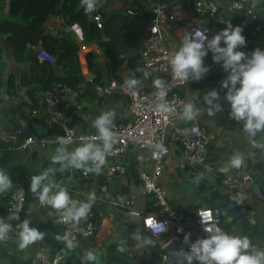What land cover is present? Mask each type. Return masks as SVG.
Listing matches in <instances>:
<instances>
[{
  "label": "crops",
  "instance_id": "crops-1",
  "mask_svg": "<svg viewBox=\"0 0 264 264\" xmlns=\"http://www.w3.org/2000/svg\"><path fill=\"white\" fill-rule=\"evenodd\" d=\"M97 1L98 6L95 8L101 7L108 14L115 10H123L128 7L129 3V0ZM145 1V5L135 10V14L127 12L134 18L133 26L138 39L140 38L141 26L157 13L158 0ZM211 1L217 4L218 15L222 16V19L228 20V17L240 14L237 10L230 7L233 0ZM250 1H253L252 7L255 12L260 13L264 9V0ZM6 3L7 0H0V17L4 14ZM166 10L174 13V19L167 23L163 32L165 43L170 53H172L178 50L181 45L180 27L195 25V21L189 7L180 1L169 4ZM260 24L264 28V18ZM41 27L45 32L55 36L63 32H70L78 44L77 55H82L85 60L82 63L79 62L80 69L84 66L87 67V58L97 62L102 72L101 81L103 83L110 76L124 78L131 75L136 80L142 81L146 86L151 87L154 85L153 81L158 78L155 76L156 79L152 80L151 76L154 74L142 67V65L137 66L135 69H128L124 64V57L119 70L114 74L110 73L107 62L98 45L96 43L81 44L79 26L77 24H72L71 26L65 25L58 12L47 16L42 22ZM241 28H244V26ZM263 28L260 31L249 30L248 33L243 32L242 35L246 38L245 48L249 51V55L257 47L264 49ZM31 47L34 48L35 46L31 45ZM2 53L3 56L0 59V85H6L4 81L11 74L14 90L9 91L6 87L7 102H2L0 91V138L4 141L3 144H0V169L10 178L13 186L7 192L0 193V214H4L7 217L10 225L18 222L21 225L17 235L7 233L6 238L0 240V264H29L30 257L37 246L43 247L49 253L62 249L61 243L52 236V233L60 228L55 221V209L38 205V194H33L30 191L31 178L49 169H53L54 171L48 173L49 178L43 183L46 184L51 181L55 185L58 184L59 188L57 190L66 188L73 196L78 197V204L80 202H88L90 204L89 208L93 209L96 216L97 212H101L97 226L94 223L96 227L95 235L80 238L73 244V247H66L64 252L66 257L72 253L79 256L88 252L93 253L96 259H86V261L80 258L81 262L84 260L86 264H104L106 261H112L116 256L119 259L118 264H157L158 244H156V241L162 238V234L151 235L140 224L139 226L132 224V226L138 233L143 232L146 234L147 243L141 240V237L138 236L139 234L130 235L128 237L129 249L133 255L131 254L130 256L120 251L117 245L113 243L106 245L103 252L101 250L103 242L108 237L119 234L118 222L115 216L123 213L125 201L133 198V203L129 206L140 211H151L155 207L152 198L140 192L137 176L139 170L149 171L151 168V161L147 152L127 146L118 156L105 157V164L101 166L99 175L95 172H88L83 176L80 174V169L68 167L61 171L59 163H52V157L56 155V148L60 147L59 144L46 146L30 144L27 150L19 148L17 141L9 137L16 130L15 123L21 125L20 131L35 136H50L55 130L54 127H48L42 123V118L48 109L40 100L41 90L37 89L31 93L37 99L38 106L30 110L29 104L31 100L26 92L27 87L21 85L19 82L21 74L27 76L30 73L29 67L32 70L29 63L30 58L35 56L38 61L43 59L38 58L33 53L28 59L17 63L11 60L6 48H2ZM205 65L209 67L210 72L208 71L199 81H186L179 89L183 104L180 108L181 118L176 126L188 125L194 122L204 130L206 140L205 158L207 161L213 163L214 169L206 170L199 164H189L186 162L183 149L173 136L175 128L171 126L166 130L165 141L168 151L161 161L159 182L166 189L168 204L171 208L180 211L189 204L193 205L189 209L191 214L186 215L191 220L196 215V209L202 207L199 202H205V206L210 205L209 203L213 200H210L209 195L214 190L226 194L229 199H235L242 212V217L237 220H228L224 217V220L230 221L229 227L225 228L222 216V230L233 236H247L254 248L264 250V188H259V185L251 177L250 181L228 187L220 182L225 177H238L244 173H248L251 167V174L256 171L257 173H264V131L256 132L255 136H252L250 140L248 134L243 129L244 122L230 118V105L224 99L225 89L220 86L226 73L213 60ZM86 72L92 77L89 86L83 82V85L76 87L74 101H77L78 107L69 106V124L76 130L86 131L95 129L93 122L102 113H114V115L109 117L111 121L127 119L126 98L120 91L111 96H100V99L92 100H89L84 95V88L93 89L94 79L92 71L87 68ZM212 89L217 90L220 94V99L214 101V103H219L221 110L210 116L208 115L210 105H207L203 98ZM23 95L26 96V99H23ZM13 102L16 105L13 110H10V105ZM187 103H192L200 109V115L195 120L188 121L183 119V106ZM80 145V143H71L62 145L61 148H65L68 152H71ZM236 154H239L243 161L239 168L230 166V158ZM115 162L122 164L125 167V171L122 174H115L108 179L105 176V169L109 164ZM221 168H227V171L222 172L220 171ZM14 169L18 171L14 172ZM16 182H22L25 186V201L21 211L11 213L6 210V201L9 192ZM124 188H126V192L121 191ZM90 193H94L93 202H89L88 200ZM93 204L94 207H91ZM13 214H17L19 219H12ZM249 216L253 218V222H249ZM24 220H28L29 227L43 232L44 238L21 249L19 247V233L22 230V222ZM125 223L128 227L131 226L129 221ZM192 224L191 221H185L184 226L188 229V232L192 229L190 226ZM107 227H109V232L103 235L104 237L97 242V238Z\"/></svg>",
  "mask_w": 264,
  "mask_h": 264
},
{
  "label": "built area",
  "instance_id": "built-area-1",
  "mask_svg": "<svg viewBox=\"0 0 264 264\" xmlns=\"http://www.w3.org/2000/svg\"><path fill=\"white\" fill-rule=\"evenodd\" d=\"M253 4H245L242 0H233L230 7L237 10L242 17L239 21L241 27L247 25L250 21L264 18V9L260 13L253 10ZM166 6L162 3H157L154 17L146 21L141 26L140 33V54L143 57L141 63L142 67L147 69L152 74L156 75L163 82V91L165 95L160 97L158 89L155 85L148 87L144 82L136 80L133 76L129 75L124 78H117L110 76L106 82L102 84L93 83V91L99 95L109 93L113 89L120 91L126 98V116L125 120H112L108 125L110 130L114 133L116 143L112 145L111 151L106 154L108 157H116L122 153L127 146H132L140 150H145L151 161V168L149 171L139 170L137 173L139 179L140 192L147 194L152 198L155 208L151 211H140L136 208L130 207L133 203V198L125 201L123 206V213H128L136 216L140 220V225L149 233L155 235L151 229L146 227V221L149 218L155 217L158 221H166L167 230L162 234V238L158 240L157 247V264H167V255L163 251V247L171 242H180L184 245L186 252L190 250V244L195 242L198 238H203L207 235L203 231V226L199 223L197 213L201 211H211L213 221L218 227L222 229L221 215L219 209H213L209 206L199 207L196 209L194 219H189L183 212L171 208L166 199V189L159 182V174L161 170V161L168 151L166 144V130L173 126L175 140L181 145L183 155L186 162L189 164H199L206 170H213V163L206 160V140L204 130L196 123L188 125L176 126L181 118L180 108L183 104V99L179 93V89L186 81L174 77L169 57L171 55L169 48L165 43L164 29L170 20L174 19V13L169 10L164 11ZM189 9L192 12L195 25L180 27L181 37L184 31H192L200 29L206 31L207 36L211 38L213 35L210 31L212 26L204 25V17L206 15L213 16L218 11V6L211 0H191ZM130 14H135L133 10H127ZM94 22L97 27H101L99 22L100 17L96 14L93 16ZM261 24L254 26V31L262 30ZM264 31V28H263ZM40 59L53 61V57L40 50L36 53ZM212 60L211 52L204 58V64ZM135 81V83H130ZM77 84L72 87L66 82L58 81L51 87L45 89L41 93L40 100L47 107L48 111L42 118V123L48 127H54V132L50 136L32 135L28 134L21 138L18 147L27 150L30 144H38L39 146L56 145L59 144L57 137H64L66 144L71 143H87L93 142L101 144L102 141L93 138L98 135L97 129L79 131L69 124L68 112L69 106L78 107L76 101L70 100L71 95H75L76 87L81 86ZM166 105L171 111H162L160 106ZM20 133V129L16 128L9 137L16 141V135ZM87 167H94L91 162H87ZM18 171L17 169L13 170ZM125 167L120 163H111L105 169V176L109 179L115 174H122ZM88 171L81 168L80 174L86 175ZM251 175L244 173L238 177H225L220 182L225 186L245 183L250 181ZM59 185L52 189L55 193L58 191ZM72 200L79 202L78 197L73 196L68 191ZM25 201V186L22 182H16L15 186L9 192L6 201V210L11 213H16L22 210ZM92 199L89 202H93ZM37 204L41 205L39 199ZM56 211V210H55ZM0 220L9 224L7 217L0 214ZM191 221L192 229L188 232L185 228V221ZM249 222H253L252 217H248ZM55 221L60 228L52 233L55 240H58L62 246L68 247V241H72V245L80 238L90 237L95 235L94 224L91 221L86 222H73L71 220L65 222L60 214L56 212ZM10 225V224H9ZM21 223L11 225V230L8 233L17 235ZM180 229V231H178ZM109 232L107 227L97 238L99 242L106 233ZM189 234V242L184 243V235ZM64 253L61 249L54 250L49 253L41 246H37L29 260V264H60L63 259Z\"/></svg>",
  "mask_w": 264,
  "mask_h": 264
},
{
  "label": "clouds",
  "instance_id": "clouds-1",
  "mask_svg": "<svg viewBox=\"0 0 264 264\" xmlns=\"http://www.w3.org/2000/svg\"><path fill=\"white\" fill-rule=\"evenodd\" d=\"M81 4L85 6V13L90 15L95 10L96 0H81ZM206 33L200 29L184 31L181 45L169 57L172 73L182 82L201 80L209 71V67L204 64V58L211 52L213 62L219 64L226 73L220 86L225 89L224 99L230 105V118L244 122L243 129L251 140L256 132L264 131V49L257 47L250 55L238 50L246 46V38L242 35L241 26H233L231 22H225V27L211 38ZM153 83L159 90L158 95L163 97L165 95L163 82L157 78ZM203 99L207 105H210L208 115L212 116L221 110L220 104L214 103L220 99L217 90H209ZM160 108L162 111H171L166 105H161ZM111 115L114 113H102L93 122V127L98 131V135L93 139L102 141V145L93 142L82 143L71 152L57 147L52 163H59L61 171L68 167L84 168L99 175L101 166L105 164L106 154L116 143L114 133L108 127L111 124L109 118ZM199 115L200 109L194 104L187 103L183 106V119L192 121ZM57 141L60 144L66 143L64 137L58 136ZM87 162H91L94 167H87ZM242 162L239 154L230 158L231 167L239 168ZM50 171L54 170L49 169L34 175L31 178L30 191L38 194L41 205L51 206L65 222L71 220L78 223L81 218L86 219L90 207L88 202L78 204L72 200L66 188H60L53 193L52 189L56 185L51 181L43 183L48 180ZM220 171H227V168H221ZM12 186L10 178L0 169V193L7 192ZM92 199L94 193L89 194L88 200ZM197 215L207 235L192 242L189 251L181 250L173 252V255L183 256L187 264H193L194 260L198 264H264V250L254 248L247 236L240 237L225 233L213 221L211 211H201ZM11 218L19 219V216L13 214ZM166 225V221H158L155 217L146 221V227L154 234L165 232ZM10 230L11 225L0 220V240H4ZM43 238L44 233L29 227L28 220L22 222V230L19 233L21 249ZM183 242H189V234L184 235ZM68 247H73L71 240L68 241ZM86 258L96 259L91 253H87Z\"/></svg>",
  "mask_w": 264,
  "mask_h": 264
},
{
  "label": "trees",
  "instance_id": "trees-1",
  "mask_svg": "<svg viewBox=\"0 0 264 264\" xmlns=\"http://www.w3.org/2000/svg\"><path fill=\"white\" fill-rule=\"evenodd\" d=\"M175 1H180L189 7L191 0H158L159 3L165 6ZM145 2V0H129L128 7L120 11H112L109 14L102 10L101 7H98L88 15L85 13V6L81 4V0H7L4 14L0 17V34L3 36L2 43L0 42V59L3 56V46L8 50L11 60L19 63L25 60L22 52L26 45H40V50L51 55L53 61L64 73L63 76L56 74L50 66L51 61L45 59L38 61L35 56L29 59L32 70L29 67L30 73L27 76L21 74L19 82L25 87L33 82L39 84V87L26 88L31 100L29 104L30 110L38 106L37 99L31 95L33 91L40 89L42 93L58 81L66 82L72 87L84 82L76 53L78 44L70 32H63L57 36L45 32L41 24L47 16L58 12L65 25L77 24L81 31V44L96 43L107 62L108 70L114 74L120 68L123 61V53L126 49L133 46L138 39L133 26L134 18L127 13V10L135 11L145 5ZM96 14L100 18L108 15L101 27H97L95 22L90 20ZM221 17L218 15V11L213 16L206 15L203 21L204 25L223 29L225 22H231L233 26H240L239 21L242 14H234L233 17H228V20ZM102 30L103 33L101 32ZM86 60L88 70L94 74L93 83L102 84L100 66L97 62L88 58ZM155 76L152 75L151 79H156ZM4 82L9 91L14 90L11 74L8 75ZM84 95L89 100L100 99L101 96L91 88H84ZM20 135L21 138H24L28 134L20 131ZM251 178L259 185V188H264V173L253 172ZM121 191L126 192V188L121 189ZM209 196L210 200H219L221 210L229 200L226 194L218 190L212 191ZM192 207L193 205L189 204L180 211L185 215H190L189 209ZM95 219L96 213L92 208H89L87 218H81L80 222L91 221L94 224ZM87 253L85 252L79 256L72 253L63 264H81L80 258L86 260ZM91 254L93 255V253ZM118 260V257L115 256L112 261H106L104 264H118Z\"/></svg>",
  "mask_w": 264,
  "mask_h": 264
},
{
  "label": "water",
  "instance_id": "water-1",
  "mask_svg": "<svg viewBox=\"0 0 264 264\" xmlns=\"http://www.w3.org/2000/svg\"><path fill=\"white\" fill-rule=\"evenodd\" d=\"M242 1L245 4H252L253 3V1H250V0H242ZM97 6H98V1L96 0V7ZM168 7H169V5L164 9V11H166V9ZM107 17L108 16L100 18L99 22L103 23ZM90 20L94 21V19H90ZM260 23H261L260 18L250 21L247 25L244 26V28H242V34H243V32L248 33L249 30L250 31L253 30L254 26L257 24H260ZM219 30H221V29H217L216 26H212L210 29L212 34H215ZM101 32L103 33V30ZM0 42L2 43V36L1 35H0ZM140 44H141L140 39H137L136 42L134 43V45L129 47L128 49H126V51L123 53V57L125 58L124 64L128 69H135L137 66L141 65V63L143 61V57L140 54ZM3 48H5V46H3ZM238 50L244 51L246 54L249 53V51L245 48V46L239 48ZM39 51H40V45H37L34 48H32L31 45H26L25 48L23 49L22 56L24 59H28L33 53L36 54ZM78 60L80 63L85 61L84 58L82 57V55H78ZM50 66L56 74L63 76V74H64L63 71L61 70V68H59V66L54 61H51ZM86 71H87V67L84 66L81 69V73L83 74L85 85L89 86V83H90L92 76L88 75ZM35 86H39V84L36 82H33V83L28 84L27 88H32ZM0 91H1L2 102H7L8 97L6 94V85L1 84L0 85ZM116 92H117V90L113 89L109 93L101 94V96H111L112 94H114ZM69 98H70V100H73L74 95H71ZM23 99H26L25 95H23ZM15 105H16L15 102L11 103L10 110H13ZM0 108H1V104H0ZM14 125L18 129L21 128V125L18 123H15ZM20 139H21V135H20V133H18L16 135V141H19ZM3 142H4L3 139L0 138V144H3ZM59 145H60V147L62 146V144H60V143H59ZM251 169H252V167L248 171L249 175H251ZM199 204L202 207H205V202H199ZM209 204H210L209 207H211L213 209H219V213H220L221 217L223 216V217L227 218L228 220H237V219H240L242 217V212H241L240 208L238 207L235 199H229L228 203L225 205V207L222 210L220 209V202L218 200L211 201ZM91 207H94V204L91 205ZM100 217H101V212H97L95 226H97V224L100 220ZM115 219L118 222L117 227L119 228V234L115 235V236L108 237L103 242V247L101 248V250L103 252L105 250L106 245H108L109 243H113V244L117 245V247L120 251L131 256L132 253L130 252L129 242H128V237L130 235H138L139 234L138 236L141 237V240L144 241L145 243H147V240L145 238L146 234L143 232L138 233L137 230L134 229V227L132 226V224H134L135 226H139L140 220L138 217L133 216V215L128 214V213H121L119 215H116ZM128 221L131 223L132 227L131 226L128 227V225L125 223ZM95 230H96V227L94 229V233H95ZM156 244H158V240L156 241ZM65 248H66V246H62L61 251L63 253L65 252ZM181 250L186 252L185 247L182 243L174 242V241L167 243L163 247V251L167 255V264H187V261L184 260L183 256L177 257V256L172 254L173 252H179ZM66 258L67 257L64 254L63 259H62L60 264H63V262L66 260ZM81 264H86V261L82 260ZM193 264H198V262L194 260Z\"/></svg>",
  "mask_w": 264,
  "mask_h": 264
},
{
  "label": "rangeland",
  "instance_id": "rangeland-1",
  "mask_svg": "<svg viewBox=\"0 0 264 264\" xmlns=\"http://www.w3.org/2000/svg\"><path fill=\"white\" fill-rule=\"evenodd\" d=\"M166 199H167V197H166ZM167 201H168V199H167ZM222 222H223V226L225 227V228H227V227H229V222L230 221H226V220H224V217L222 218ZM75 254V253H74Z\"/></svg>",
  "mask_w": 264,
  "mask_h": 264
}]
</instances>
